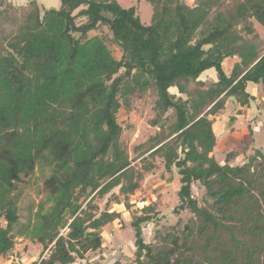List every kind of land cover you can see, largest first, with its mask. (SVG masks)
Returning a JSON list of instances; mask_svg holds the SVG:
<instances>
[{
	"label": "trees",
	"instance_id": "obj_1",
	"mask_svg": "<svg viewBox=\"0 0 264 264\" xmlns=\"http://www.w3.org/2000/svg\"><path fill=\"white\" fill-rule=\"evenodd\" d=\"M60 1L44 7L38 0L21 6L0 0V259L14 253L19 236L42 247L29 264L89 261L104 250L106 228L116 220L124 227L129 216L137 251L150 257L135 258V264H179L172 259L179 245L174 234L165 239L175 246L156 253L144 239L143 225L160 212L155 202L134 208L132 197L143 179L133 165L137 158L145 169L159 158L167 171L178 169L176 213L198 214L202 227L222 224L199 204L193 188L199 183L218 213L247 203L241 218L251 215L253 228L264 235L260 199L252 194V170H264V147L253 146L243 164H234L238 152H229L224 162L214 155V124L228 101L243 114L256 100L250 87L264 91V0H148L154 7L150 24L136 7L117 0ZM101 27L109 33L89 35ZM110 44L120 48V58ZM233 58L228 70L225 63ZM149 88L158 94L154 125L168 124L131 157L121 141L118 112ZM37 169L49 173L47 197L24 223L22 177L34 178ZM109 193L101 208L98 200ZM112 202L125 210L110 207ZM253 251L242 264L259 262ZM219 262L238 264L235 248Z\"/></svg>",
	"mask_w": 264,
	"mask_h": 264
},
{
	"label": "rangeland",
	"instance_id": "obj_2",
	"mask_svg": "<svg viewBox=\"0 0 264 264\" xmlns=\"http://www.w3.org/2000/svg\"><path fill=\"white\" fill-rule=\"evenodd\" d=\"M32 0H6V2L14 5H26ZM44 7L59 6L60 0H38ZM123 7H136L138 14L144 24H150L153 15L154 7L148 0H117ZM260 32L264 36V28L259 25ZM105 27L98 28L89 32L90 36L99 34H108ZM114 54L120 58L122 51L114 44H110ZM234 59H228L225 66L230 70L233 66ZM212 77H216L214 71ZM203 77V76H202ZM205 78V76L203 77ZM250 90L255 94L257 100L252 102L251 108L244 109L243 114H239V105L231 99L228 101L223 114L216 118L214 128L219 135V141L214 148V155L219 162H224L229 152H238V156L234 160V164H243L248 160V157L255 152L253 146L264 147V91L260 86L252 85ZM177 92V89L171 90ZM157 91L149 88L146 92H139L131 96L132 106L130 109L121 108L118 112V121L123 127L121 141L128 147L130 156L135 155V147L149 140L157 130L160 131L168 120L154 125V120L158 117L157 108ZM172 111L170 110L165 117L171 119ZM232 120V125L230 121ZM256 121L257 124L254 122ZM162 123V122H161ZM257 127V131L251 128ZM140 158L134 160L138 170L142 171L143 179L140 181V187L132 197L134 208H141L145 204L155 202L160 214L155 217L153 222L145 223L143 236L145 241L150 244L154 253L163 249H169L175 246L173 241H166L168 234H174L179 238V245L172 259H178L179 264H220V259L223 254L228 253L229 249L235 248L237 253L238 264H242L244 257L247 256V251L255 249L254 255L259 256V262L262 264L264 260V235L256 232L253 228V217L250 215L246 218H241L244 210L248 208L247 203H242V206L228 207L226 213H218L214 199L208 195V192L201 184L193 185L194 195L197 197L199 204L206 207L210 212L216 213V220L221 222L215 226L213 223L202 227L201 217L189 210L176 213L174 208L178 203L177 191L181 186L178 169L175 167L172 171H167L162 159L156 160V165L152 169H145ZM252 194L260 199V211L264 214V196L263 190L264 170L261 166H256L253 170ZM49 175V173H48ZM47 175V176H48ZM47 176L40 174L36 170V176L32 179L23 176L24 192L19 200L20 220L28 222L29 218L34 216L39 203L47 197L45 190ZM248 185V183H247ZM263 190V191H262ZM113 191H119V187ZM111 193L103 199H99L98 203L101 208L107 206V201ZM251 211L257 212L253 200ZM239 204H241L239 202ZM110 207L118 210H125L123 204L112 202ZM235 213V216L231 214ZM126 216L129 215L127 212ZM225 215V216H223ZM1 216V215H0ZM5 223L4 219H0ZM126 225L122 227L119 220H116L106 228L105 243L108 244L107 249L110 251L102 259L100 256L95 257L99 253L92 254L89 261H81L82 264H109L116 259L121 260V264H135L134 260L148 262L150 257L147 250L139 253L135 245V235L131 230L130 217H126ZM67 232V231H66ZM241 242L242 247L234 246L235 240ZM19 243V249L23 250L24 244L33 250L32 257L29 256V261L34 259L36 252L41 251V246L34 245L29 240H23L21 237H16ZM26 242V243H25ZM115 251V252H114ZM91 259V260H90ZM105 260V261H104ZM28 260H25L27 262ZM91 262V263H90ZM80 263V264H81Z\"/></svg>",
	"mask_w": 264,
	"mask_h": 264
},
{
	"label": "crops",
	"instance_id": "obj_3",
	"mask_svg": "<svg viewBox=\"0 0 264 264\" xmlns=\"http://www.w3.org/2000/svg\"><path fill=\"white\" fill-rule=\"evenodd\" d=\"M214 70H210L209 72H207V73H209L210 75H213L212 74V72H213ZM214 73H215V71H214ZM203 77L205 76V74L204 75H202ZM201 76V77H202ZM253 85H255V84H253ZM258 86V85H257ZM256 100H257V98H256ZM22 239H23V237H21ZM23 240H25V239H23ZM30 241V240H29ZM26 243V242H25ZM19 243H17L16 244V248H15V251H14V253L12 254V255H10V256H8V257H3V258H1L0 259V264H29L30 262H32L33 260H35L36 259V255L37 254H39L40 253V251H38V252H36V254L34 255V259H31L30 261H29V256H31L32 257V252H33V250H31L28 246H27V244H24L25 246H24V248H23V250H20L18 247H19ZM34 245H36V246H38L37 244H34ZM106 245H108V244H104V246H105V248H104V250L102 251V252H99V254L98 255H96L95 257H101L102 259H104V256L110 251L109 249H107V246ZM115 252V251H114ZM46 253V252H45ZM44 257V256H43ZM25 260H28L27 262H25ZM91 260V259H90ZM82 261V260H81ZM81 261H77L76 263H74V264H80L81 263ZM83 261H86V259H83ZM105 261V260H104ZM82 264V263H81ZM92 264H93V262H92ZM96 264H98V263H96ZM108 264V263H107ZM110 264V263H109Z\"/></svg>",
	"mask_w": 264,
	"mask_h": 264
},
{
	"label": "water",
	"instance_id": "obj_4",
	"mask_svg": "<svg viewBox=\"0 0 264 264\" xmlns=\"http://www.w3.org/2000/svg\"><path fill=\"white\" fill-rule=\"evenodd\" d=\"M163 122L159 125L160 127L162 126ZM4 211H0V215H3Z\"/></svg>",
	"mask_w": 264,
	"mask_h": 264
}]
</instances>
